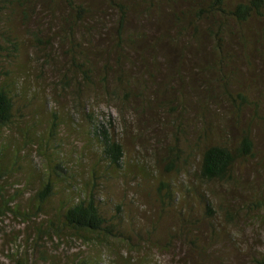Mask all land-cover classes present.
Wrapping results in <instances>:
<instances>
[{
    "label": "trees",
    "instance_id": "trees-1",
    "mask_svg": "<svg viewBox=\"0 0 264 264\" xmlns=\"http://www.w3.org/2000/svg\"><path fill=\"white\" fill-rule=\"evenodd\" d=\"M40 1L0 0V138L11 139L4 133L14 129L25 142L46 148L37 130L42 111L33 108L24 91L32 89L27 84H32L28 74L36 65L51 67L62 73L57 85L73 94L70 107L89 118L98 145V170L94 168L82 182L85 176L78 173L80 170L77 178L66 165H84L89 159L85 153L75 159L74 152L66 151L63 154L69 153L70 162L59 157L52 161L47 158L48 162L40 168L30 155H25L29 172L23 180L18 178L24 160L19 152L25 149L13 148L10 153L11 141L7 146L4 141L0 145V220L17 219L30 227L25 231L27 238L32 235L36 239H29L31 252L11 249L4 258L6 263L0 264H53L49 260L58 264L46 246L58 250L63 241L73 240L115 252V245L131 248L137 239L135 234L141 237L142 230L130 225L132 217L127 206L110 194H102L111 178L125 173L123 146L98 119L97 108L102 104L113 106L119 113L136 112L152 105L167 108L178 122L183 113H190L188 119L196 125L195 143L189 141L188 150L180 149L179 143L168 147L172 153L166 159L167 169L194 177L195 197L189 195L192 191L186 187L187 198L176 207L182 230L197 227L193 215L199 210V221H205L211 236L214 235L219 228L216 206L224 207L229 201V196L220 197L215 184L240 182L241 177L235 175L236 163L255 155L252 124L256 120L264 125V102L259 101L260 96L252 95L249 88L242 89L241 85L235 91L230 87L233 81L243 80L237 77L239 61L251 65L252 49L256 48L257 54L264 57V0H134V5L129 0H63L69 12L56 16L57 4L53 2L57 0L41 4ZM179 1L184 3L177 4ZM45 8L52 18L60 20L59 24L44 21L42 14H37L38 9ZM104 8L117 14H107ZM13 10L19 12L16 17L31 25L22 36L13 28L15 14L9 13ZM163 20L174 29L163 26ZM130 23L136 29L127 30ZM205 40L211 42L207 50ZM163 41L171 43L178 53L171 55ZM235 43L243 49L240 60L233 47ZM26 55L28 60L19 65L16 60ZM190 55L192 60L197 59L193 63L195 71L214 74V80L204 75L197 82L190 80ZM141 68L144 71L137 73ZM216 82L223 92L214 89ZM221 98L231 105L230 116H220ZM30 107L33 113L28 115ZM246 108L253 111V115L247 116L248 122L244 120ZM49 121L47 138L56 146V129L60 125L56 113ZM233 129L239 132V141L231 138ZM190 158L197 159L193 171ZM140 171V179L153 175L143 168ZM196 181L202 187L197 189ZM163 187L167 188L163 195L167 204L176 206L178 199L167 180L159 181L158 188ZM257 193L250 198V204L236 202L233 205L237 206L226 207L223 214L232 223L240 214L260 221L264 196ZM210 194L216 200L210 199ZM196 239L193 237V241ZM191 244L197 246L195 242ZM198 251L207 256L205 249ZM100 253L81 251L71 262L62 264H99Z\"/></svg>",
    "mask_w": 264,
    "mask_h": 264
},
{
    "label": "rangeland",
    "instance_id": "rangeland-1",
    "mask_svg": "<svg viewBox=\"0 0 264 264\" xmlns=\"http://www.w3.org/2000/svg\"><path fill=\"white\" fill-rule=\"evenodd\" d=\"M46 1L41 0L40 4ZM128 2V1H127ZM131 5H134V0H129ZM50 3V2H49ZM57 6L54 8L55 16L57 14H68L69 9L66 6V2L63 0H57ZM183 1H179L177 4H182ZM47 8L37 10V14H42L44 21L53 20L59 24L60 20L52 18ZM136 13V10H132ZM104 12L107 14H117L111 10V13L104 8ZM15 14L12 21L15 25L13 28L18 32L19 36L23 35V31H28L31 25L23 22L19 16L17 10L9 12ZM163 26L170 29H174V26L168 25L167 21H162ZM259 25V24H257ZM261 25H264L261 23ZM136 29L134 23H130L127 30L131 31ZM256 29V28H255ZM22 34V35H20ZM207 45L204 50L209 49L211 42L209 40L204 41ZM162 45L169 51L171 55L178 53L168 41H163ZM235 52L240 60L243 53V49L238 43L233 46ZM256 48L252 49L251 65H246L239 61V70L237 71V77L243 79L240 83L233 81L231 88L237 89V85H241L242 89L249 88L250 93L254 96L259 95V101L264 102V57L257 54ZM29 55L23 56L16 60L21 65L22 61H27ZM190 67L191 76L190 80L198 81L203 75L205 78L214 80V74L206 72L195 71L193 63L197 62V59L192 60L190 55ZM21 62V63H20ZM187 69V68H186ZM22 69H20L21 72ZM188 70V69H187ZM144 71L142 68L137 70V73ZM60 72L52 69L51 67L36 65L30 72L29 78L32 80V84H27L32 88L25 97L31 98V105L36 110L42 111L38 118V132H41L42 138L45 141V149H39L36 144L28 140L23 139L20 134H15L14 129L5 130L4 134L11 136V139L0 138V145L4 143L6 146L11 141L12 146H9L8 151L13 148H24L20 153L22 160L21 168L19 169L21 175L18 178L25 180L27 173L29 172L28 163L25 162V155H30L37 167H41L42 164L48 162L47 158L52 160H58L63 158L67 162L71 161L69 153L75 154V159H78L80 154H87L89 159L84 161V165H66L67 170L73 172V174L80 178L78 173L84 179L88 178L93 169L98 167L96 160L99 158L98 145H96V137L91 132L89 118L83 112L73 110L70 105L72 104L71 91H66L62 85L57 83L60 79ZM21 80V79H20ZM21 83L19 82L18 85ZM234 85V86H233ZM15 88V85H12ZM214 89L217 92H223L222 86L216 82ZM23 90L20 91V95ZM154 105L148 106L143 110H137L136 112L125 111L119 113L113 106L100 105L98 110V119L104 123V126L108 127L111 133H115L118 141L122 144L124 150V164L125 173L120 175V178L113 177L105 185V189H102V194L108 196L109 194L116 198L118 202L124 203L131 213L130 225L142 230L141 237L137 234L135 236V244L131 245V248H127L121 245H115V252L113 249L99 250L92 245H85L80 241H63L60 244V249L55 247L50 248L48 246V253L51 256H55L58 264L64 262H71L74 258L79 256L80 252L91 254L93 251L101 254L98 258L99 264H259L264 261V215L260 221H251L248 217L241 215L237 218L236 222L232 223V219L226 217L223 212L226 207H233L237 205L236 202H240L238 205H244L246 202L250 204L252 201L250 198L260 192L264 196V125L263 122H256L252 124V139L255 141V155L252 158L246 160H240L235 166V175L241 177L239 183L225 184L223 182H217V192L220 197L223 195L229 196L226 205L221 208L216 206L217 218L219 222L218 230L214 231V235L211 236V231L208 229V224L205 221H199V210L194 213L193 217L197 221V227H193L189 231H183L180 227L182 225L178 210L176 207L181 205L183 199L187 198L185 191L186 187H190V196L195 197L193 190L194 177L190 174L178 175L173 170L167 169L166 159L172 152L168 147L173 144H180V149L186 150L189 141L195 143V134L193 133L192 120L188 119L185 113L180 116L182 120L176 121L173 117V111L163 108H153ZM231 105H229L224 98H221V105L219 107L220 116L231 115ZM33 113L30 107V115ZM56 113L58 116V122L60 125L57 127L58 133L57 145L50 144L47 134L50 132L49 125L51 117ZM253 115V111L250 108L245 110L244 120L248 122V117ZM186 116V117H185ZM110 126L108 125L109 122ZM245 122L242 123L244 125ZM231 138L236 141L240 140L239 132H235ZM4 132V131H3ZM177 139V140H176ZM9 140V141H8ZM46 141L47 144H46ZM27 144V146L25 145ZM93 150V151H92ZM188 150V149H187ZM14 150H11L12 153ZM67 152L64 156L63 152ZM92 156H91V155ZM43 155L44 158L41 157ZM86 155V156H87ZM4 158L2 157V160ZM192 161V158H190ZM78 161V160H77ZM197 159L192 161L191 171L196 167ZM100 164V163H99ZM140 168L145 169L148 172H152L153 175L150 179H140L138 173L141 172ZM97 169V168H96ZM98 170V169H97ZM44 171V169H43ZM42 173V172H41ZM114 175L113 173H110ZM46 175V174H43ZM42 175V176H43ZM263 175V176H262ZM170 179V180H168ZM160 180H167L172 186V193L176 195L178 201L176 206L167 204V199L163 197L166 192V187L158 188ZM12 182V180L10 181ZM194 186L198 189L201 183L195 182ZM213 190V183L210 184ZM17 188V187H15ZM204 188H209L205 185ZM12 191V190H10ZM59 197V196H58ZM162 198L165 205L161 202ZM210 199H215L212 194L209 195ZM236 199V200H235ZM235 200V201H234ZM24 201V199H23ZM232 201V202H231ZM240 207V206H238ZM197 210V208L195 209ZM194 210V211H195ZM39 222L42 219L37 220ZM30 227L26 224H21L17 219L12 217H5L0 220V262L6 263L5 259L8 251L12 249V252L16 249L24 251L27 249L31 252L32 248L29 246V239L35 236H29L27 238L26 230ZM135 233L137 230L134 228ZM194 234V235H193ZM202 234H206L204 237ZM193 237H197L196 241H193ZM40 246L42 242L39 240ZM191 242L197 243V246L191 244ZM44 249L45 247L42 246ZM201 248L207 251V256L202 255L198 250ZM11 254V253H10ZM47 257V256H45ZM119 260V261H118ZM51 263L53 260H49Z\"/></svg>",
    "mask_w": 264,
    "mask_h": 264
}]
</instances>
